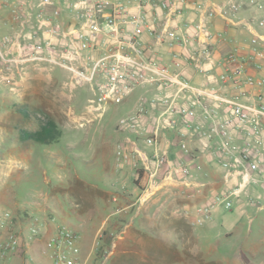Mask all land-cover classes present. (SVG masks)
I'll use <instances>...</instances> for the list:
<instances>
[{
  "label": "built area",
  "instance_id": "obj_1",
  "mask_svg": "<svg viewBox=\"0 0 264 264\" xmlns=\"http://www.w3.org/2000/svg\"><path fill=\"white\" fill-rule=\"evenodd\" d=\"M138 7L136 14H130L127 4L113 0H0V11L10 10V27L0 33V82L15 90L30 66L62 68L67 72L62 88L73 91L88 85L89 95L74 119L79 127L100 120L110 105L121 104L138 86H153L150 97L140 96L133 110L116 120L122 138L114 145L115 163L121 167L140 164L148 179L142 195L177 183L196 190L204 186L191 180V171L200 166L194 163L197 154L188 140L198 133L203 149L212 148V140L217 139L213 149L226 187L194 207L193 223L203 224L217 207L231 209L241 197L261 206V197L253 201L248 190L264 188V97L260 92L264 77L249 75L245 65H264V34H256L247 58L229 52L222 60V71L213 74L210 42L215 34L209 31L206 18L218 10L234 23L242 8L264 11V0H225L210 9L196 2L200 11L196 35L166 26L154 33L155 43L192 48L190 59L206 78L201 88L183 78L186 58L179 53L171 55L173 70L147 54L148 48L138 39L147 17L141 4ZM161 7L175 16L181 13L175 0L162 2ZM258 24L264 25V17ZM225 84L235 92H222ZM221 111L227 115L223 117ZM169 132L181 154L178 160L169 156ZM138 141L152 147V153L141 149ZM162 141L166 143L161 145ZM37 222L36 217L29 219L22 241L12 227L11 213L0 214V259L27 254L31 260L27 249L47 228V221L42 226ZM53 227L41 248L48 263L85 264L87 256H83L77 232L61 223Z\"/></svg>",
  "mask_w": 264,
  "mask_h": 264
},
{
  "label": "rangeland",
  "instance_id": "obj_2",
  "mask_svg": "<svg viewBox=\"0 0 264 264\" xmlns=\"http://www.w3.org/2000/svg\"><path fill=\"white\" fill-rule=\"evenodd\" d=\"M9 14L10 10L5 8L0 11V18L9 19ZM51 75L53 77L44 73L34 77L24 74L15 90L0 82V214L11 213L12 227L22 241L24 227L30 218L33 221L36 217L40 226L46 225L48 220L53 225L61 223L76 231L81 250L85 254L90 252L85 264H234L235 258L252 264V237L247 229L255 224V215L251 225L247 217L242 218L240 223L245 232L227 242L222 225L226 221L236 222L235 208L218 207L212 213L216 228L211 230L198 225L200 232L195 233V237L190 230L194 226L189 217L191 212L176 209L177 204L169 199L164 204L162 199H156L165 187L152 188L143 196L148 186L146 172L141 174L138 183L130 181L137 176L139 163L134 167H121L114 162L118 173L125 170L126 175H130L123 188L132 200L136 199L130 213L139 208L138 217L131 222L123 213L109 215L113 207L101 210L102 205H99L100 210L94 209L93 198L99 195L106 199L117 192L118 186L111 184L108 189L99 185L102 171L97 166L95 148L101 142L113 150L121 140L116 120L128 113L129 104L110 105L100 120L76 126L74 119L89 95L88 85L68 91L61 87L67 77L65 70L55 66ZM118 106L123 112L114 111ZM45 118L54 120L60 130L56 141L44 145L21 137V129L36 130L39 121ZM138 145L148 149L141 141ZM178 192L184 198H180L182 202L196 200L194 196ZM37 202L42 208H37ZM44 206L54 210L56 215L45 211ZM29 207L36 210L29 214ZM220 232V238L216 239ZM15 256L0 259V264H17ZM25 261L31 262L29 258Z\"/></svg>",
  "mask_w": 264,
  "mask_h": 264
},
{
  "label": "crops",
  "instance_id": "obj_3",
  "mask_svg": "<svg viewBox=\"0 0 264 264\" xmlns=\"http://www.w3.org/2000/svg\"><path fill=\"white\" fill-rule=\"evenodd\" d=\"M113 1L127 4L130 14H136L139 10L138 5L141 4V8L145 12L147 17V24L140 30L138 39L144 47L148 48L147 54L152 58H157L170 70H173L174 67L171 63V55L174 52L179 53L183 58H186L184 62V68L182 70L183 78L187 82L192 84L195 88H201L205 86V76L197 71L194 62L192 61V59H190L192 48L188 46L182 47L176 44H170L168 42H163L161 44L155 43L154 33L162 27L166 26L169 28H174L178 31H184L190 35H196L195 26L198 23L200 12L196 8V2H202L206 9H210L213 8L214 5L223 3L225 0H175L176 7L181 9V13L177 16L169 12L167 8L161 7L162 2L171 0ZM63 16L64 19L69 20L66 13H63ZM263 17L264 11H262L261 9L245 7L236 14L234 23L225 20V18L220 15V12L218 10H215V13L212 16L206 18V25L209 31L215 34L214 39L210 42L211 55L213 62L215 63L214 67L210 70L213 74H218L222 71V60L224 56L229 52L235 51L243 59L249 56V54L251 53V48L255 44L253 43V39L255 38L256 34H264V25L262 26L258 24L259 20ZM0 27L1 29H4V31L10 27V21L8 20V18H0ZM0 33L2 32L0 31ZM261 45L264 46V42H262ZM245 66L246 71L249 75L254 77H264V65L260 68H256L251 62H246ZM54 67L55 66H48L46 64H41L36 67L30 66L27 68L25 76L29 75L30 77H34L44 73V75H46L47 77H53L51 73ZM154 91V87L149 85L138 86L137 88H135V90L123 101L129 104V107H127V112L129 113L133 110L136 100L140 96H143L145 98L150 97L154 93ZM222 92L226 93L227 95H231L235 92V90L230 84H225V86H222ZM260 92L264 97V86L261 88ZM121 110L123 109L119 108L118 106L114 111L123 112ZM220 113L223 117L227 115L226 112L221 111ZM101 134L104 135L105 133L102 132ZM167 136L170 141L169 156L174 160H178L181 157V154L175 145V137L171 132H169ZM216 140V138L212 140L211 145H213V147L210 149L202 148L203 139L198 133L194 134L188 140L191 151L197 154V158L194 160V163L199 164L200 166L199 169L194 168L191 171V180H193L194 183L203 182V187H198L196 190L193 185L183 186L180 183H177L173 186H168L169 188H163L164 191H162L156 197L157 200L162 199V204H164L169 199V202L177 204L176 209L185 210L189 214L191 212L189 216L192 220L191 224L193 223L194 218V207L201 202L207 201L213 194L226 187L222 182L223 169L218 164L216 151L215 149H213L216 146ZM241 140V138H236L235 141L237 143H240ZM165 143L166 142L162 141L161 145H164ZM96 147L97 148H95V150L98 152L96 158H98L97 161H99L97 166H100L102 171L99 176V185L107 186L108 189L112 187L111 184H115L118 186L117 188L115 187L117 189V192H115L111 196L108 195L106 199L104 196L100 197L99 195L96 198H93V207L95 206L94 209L97 208L98 210H100L99 205H102L101 210H103L104 208L109 209L113 207V210L110 211L109 215L123 213V216H129V221L132 222L133 218L138 217L139 208H135L133 210V213H130L136 199L132 200V196H130V194L128 195L126 190H124L123 188L126 185L128 179H130V175H126L125 170H122L120 173H118V168H114V149L112 150L110 147L103 145L101 142ZM147 148L148 149H146L145 151L151 154L152 147L148 146ZM134 178L135 176H133L131 178L132 180L130 181L133 182ZM178 190L187 195V197H191V194H195V192H197L194 195V197H196V200L194 201V199H185L182 202L180 198H183V196L178 192ZM248 193L253 201L256 200V197L259 195L261 197V199H259L261 206H258L255 202H248L246 197H241L240 199L236 200L233 205L236 212V222L234 223L231 221H226L224 225H222L225 226L223 235L227 242L232 241V238L235 235H240L245 232L244 225L242 222L240 223V220H242V218L244 217H247L249 224L251 225V222L255 215V224L247 229V234L252 237V244L250 249L253 250V252H251V261L252 264H264V188H250L248 190ZM35 204L38 209L42 208L41 206H39V202ZM43 209L45 211H52L56 215V212H54V210H51L50 208H47V206H44ZM215 209L210 213V218L206 219L204 223L199 226L209 228L211 230L216 226L215 219L212 214ZM34 210L36 209L29 207V214H32ZM24 213L28 214V211L26 212L25 210ZM238 219L239 223H237ZM46 221L47 228L44 230L41 237L37 239L33 244H31L27 249L31 252V262L26 263L25 259L28 258V255L24 254L23 256H15V258L18 260L17 264H49L46 256L41 253V248L43 247L46 238L52 233L54 225L51 224L48 220ZM192 225L194 226H191V235L195 236L196 234H199L200 230H198L197 224ZM25 227L24 230H26ZM220 234L221 232L216 239H218V237L220 238ZM244 238L247 239V236H245ZM89 255L90 252H87L86 254L83 253V256L88 257ZM236 259L237 258L234 259V264L245 263Z\"/></svg>",
  "mask_w": 264,
  "mask_h": 264
},
{
  "label": "trees",
  "instance_id": "obj_4",
  "mask_svg": "<svg viewBox=\"0 0 264 264\" xmlns=\"http://www.w3.org/2000/svg\"><path fill=\"white\" fill-rule=\"evenodd\" d=\"M36 130H20L21 137L26 140H31L40 144H49L56 141L60 136V130L54 120L50 118L41 119ZM144 172L142 168L138 169L137 176L134 178V183H138L141 174Z\"/></svg>",
  "mask_w": 264,
  "mask_h": 264
}]
</instances>
